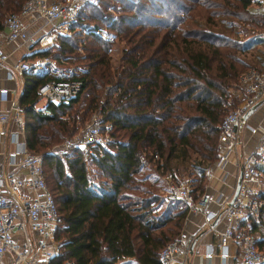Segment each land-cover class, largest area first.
Wrapping results in <instances>:
<instances>
[{
  "label": "trees",
  "instance_id": "16d2710c",
  "mask_svg": "<svg viewBox=\"0 0 264 264\" xmlns=\"http://www.w3.org/2000/svg\"><path fill=\"white\" fill-rule=\"evenodd\" d=\"M25 1L0 0V20L19 12ZM115 1L113 13L103 0L86 2L71 33L57 34L51 48L35 54L64 62L74 55L87 64L76 75L81 80L76 96L67 103H48L52 115L26 110L27 148L42 155L46 181L45 165L52 168L54 184L47 185L62 217L49 264L67 259L72 264H126L127 257L138 264H162L159 250L179 234L188 207L178 208L179 199L166 198L163 209L155 211L154 202L165 200L151 193L152 185L184 159L195 160L200 176L215 161L224 100L237 85L232 83L242 65L236 52L264 42L259 35L244 41L234 37L238 21L264 24V12L249 9L250 0ZM8 9L14 11L3 15ZM88 18L97 23L87 24ZM115 39L124 43L118 66L109 57ZM52 78L28 73L20 102L30 105L39 84ZM82 96L86 102L80 108L94 110L100 122H111L114 136L113 151L95 147L87 163L83 150L72 149L67 156L66 151H47L72 129L63 116ZM89 165L104 178L99 183L88 175ZM150 165L154 175L137 176ZM258 196L264 199V192Z\"/></svg>",
  "mask_w": 264,
  "mask_h": 264
},
{
  "label": "built area",
  "instance_id": "2783aa9c",
  "mask_svg": "<svg viewBox=\"0 0 264 264\" xmlns=\"http://www.w3.org/2000/svg\"><path fill=\"white\" fill-rule=\"evenodd\" d=\"M91 0H26L21 13L26 15H42L52 23L55 34H70L71 26L77 20L84 4ZM248 7L256 12H264V0H250ZM17 13H9L3 23L7 29L6 40L9 42L29 39L26 26ZM51 33L42 31L39 35L40 45H45ZM5 55L0 47V64ZM49 56L36 58L32 61L21 60L13 66L14 73L51 69L61 73V79L44 82L37 90L38 99L43 100L40 110L52 115L48 103H67L74 98L81 86V80L72 71ZM13 71H8L12 77ZM63 73V75H62ZM7 93V88H0V97ZM264 96V71L248 67L238 75V84L234 95L238 102L225 112L218 124V154L215 161L206 172V183L203 191L193 190L187 177H179L174 181L170 173L162 178L167 183L170 198L182 200L188 211L203 215V228L214 230L212 222L215 219L223 221V228L217 233L220 251L219 264H264V199L258 196L264 167V132L258 137L254 150L243 156H238L236 147L240 143V126L248 127L251 133H256L259 127L246 123L243 115ZM23 108L15 100L11 102L8 113L0 114V134L5 133L3 124L11 119L18 122ZM114 142L112 123L100 122L94 112L90 120L78 133L67 137L61 143V149H79L85 151V163L91 157L93 148L98 147L113 151ZM8 163L15 165L14 169H0V264H40L48 263L50 257L57 252L58 241L55 233L62 223L53 194L47 185L42 155L30 151L22 144L9 151ZM232 164L240 170V186L237 195L220 202L213 193L205 191L217 180L225 181L227 173L215 174V168ZM218 203V210H209L210 203ZM257 223L255 228L252 222ZM234 243L236 249L230 253L228 243ZM204 252L210 258L214 250L211 245ZM184 235L179 233L168 241L158 253L162 264L175 254L185 251ZM228 257L231 261L228 262ZM63 264H72L67 259ZM214 264V263H196Z\"/></svg>",
  "mask_w": 264,
  "mask_h": 264
},
{
  "label": "crops",
  "instance_id": "0c3cea01",
  "mask_svg": "<svg viewBox=\"0 0 264 264\" xmlns=\"http://www.w3.org/2000/svg\"><path fill=\"white\" fill-rule=\"evenodd\" d=\"M21 10L22 8L19 12L15 13L20 15L19 17H21V21L26 26L27 34L30 37L27 40L14 42L7 41V29L3 23L4 18L0 20V47L5 55V60L0 64V88H7V93L4 96L0 97V114L10 112L9 109L13 100L17 101L23 108L20 120L18 122H14L11 119H8L7 122L3 124L5 133L0 134V169L5 168L7 170L15 168V165L8 163V152L19 145H26L25 122L27 116V108L32 107L33 110H37L43 113L40 110V105L43 103V100L38 99V93L37 97L30 105H24L20 102L23 90L25 88V76L28 73H35L38 75L50 74L54 76V78L45 82L55 81V79L59 77L61 79V73H58L56 71L54 72L51 69L43 70L42 72L24 71L22 73H14L13 66L16 65V63H18L19 61H30L31 59L33 60V58L36 59L44 57L37 56L35 54L36 52L44 49V47L52 46L54 40H56L57 35L52 29V23L47 21L42 15H26L22 14ZM42 31L51 33L45 45H40L38 39ZM61 61L62 60H59V62ZM8 71H13L12 77L8 76ZM41 84H39V86ZM246 123H248V125L252 127L256 126L259 128L257 129L256 133H251L248 127H245L244 125H241L239 127L240 143L236 147V153L240 157L243 155H247L254 150L259 135L264 132V101L256 106L246 116ZM236 170L238 171L237 174H235ZM224 172L227 173L225 181L222 182L217 180V182L212 187L208 186L205 188L206 192L213 193L217 196L218 202L229 198L230 195L233 194L236 183L234 177L237 179L240 170L230 163L226 164L222 168H215L216 175H221ZM208 208L209 210L216 212L219 206L218 203L214 202L210 203ZM203 222V215L200 212L193 213L192 211L187 210L182 229L180 231V233L184 235L186 249L183 252L175 254L167 261L166 264H196L208 262L214 264L220 263L218 252L220 251L221 247L218 243L217 233L222 230L224 225L223 221H221V219H215L212 222L213 224H215L214 230L203 228ZM192 242H194V244L191 247ZM209 245H211L214 250V253L210 258L206 257L204 254L206 249L210 247ZM227 246L230 253L234 252V250L236 249L235 244L232 242L228 243ZM230 261L231 257H228V262Z\"/></svg>",
  "mask_w": 264,
  "mask_h": 264
},
{
  "label": "rangeland",
  "instance_id": "374dc122",
  "mask_svg": "<svg viewBox=\"0 0 264 264\" xmlns=\"http://www.w3.org/2000/svg\"><path fill=\"white\" fill-rule=\"evenodd\" d=\"M94 1H96V0H94ZM103 1H105L106 3H109V5L107 6V8H108L107 11H111V13H113V7L112 6L116 5V1L115 0H103ZM12 11H14V10L8 9L5 11V13L3 15H5L9 12H12ZM87 12L89 14L91 12V8L88 7ZM86 21H87L86 23L90 24V25L97 23L96 21L91 20L89 18ZM101 27H103V26H101ZM237 30H238V32L235 33L234 37H237L239 39V41H244V40L248 39V37L256 36V35L264 37V24H263V22L257 24L254 21H249V20L246 22H239L238 21ZM104 33H105V29L103 28L102 34H104ZM55 41L56 40H54V42ZM123 45H124L123 41H121L119 39H115V41L113 42L111 49H110V52H109L110 63L112 66H118L119 65ZM78 47H79L77 50L78 53H80V55L84 56V52L82 51L81 46L79 45ZM45 48H51V46L44 47V49ZM50 51H51V54L55 52L54 48L50 49ZM236 55L242 63V65L238 64V66L240 68L236 71V77H238V75L243 70L245 71L248 67H255V68L257 67V68L261 69L262 71H264V42L256 43V44H254V45L250 46L249 48H246L242 51H237ZM49 57L52 58L51 56H49ZM33 60H34V58H33ZM30 61H32V59ZM59 64L61 66L66 67L67 72L72 71V72H70V75H72V76L73 75H81V73H82L81 71H83V69L87 68V64L84 61V58H81V57L76 58L74 55L72 56L70 61L64 62V60H63ZM62 75H63V73H62ZM233 80L234 81L232 84H235L236 82H237L236 84H238L237 78H234ZM235 87H230L228 89L227 96L225 97L224 104H223V106L225 107L224 112L233 108L236 105V102H238V99L236 97L232 98V96L234 95ZM104 96H105V94L102 92L100 100H99L100 103L102 102ZM111 98H113V97H111ZM85 102H86V100L82 96L80 101L78 103H76L70 110H68L64 114L65 116H63V118L68 119V124L70 125L69 128H72V129L69 132H65L62 135V137H60V139L58 141H55L49 147V149L47 151L53 152L55 150H58V152L66 151L65 154L63 153V155L73 154V152H72L73 148L62 150L60 148V145L64 141L65 138L73 136L76 133H78L80 131V129L90 120L92 114L94 113V110H92L91 112L88 110L83 111V109L80 108V106L82 104H84ZM84 112H85V114H84ZM72 115L75 117L74 120H72V118H71ZM194 155L195 154L192 153L191 156L193 157ZM194 161H195L194 159H184L183 162L177 164L175 167H172V169H170V170L166 169V171L163 172L162 174L163 175L165 173L172 174L173 177L175 176L174 181H176L177 178H179V177L180 178L181 177H187L190 180L192 186L196 188V191H200L201 187L204 188V185L206 183V172L212 164L210 163L209 166L207 167L204 175L200 176L199 173L197 172L196 168H194L192 165V163H195ZM174 162H175V160L171 161L170 163H174ZM65 167L67 168L66 165H65ZM150 167H151V165L140 170V172L137 174V176L142 177L148 173H149V177L151 175H154L153 173H156V172L154 170H151ZM87 170H88L87 171L88 175L92 178V180L95 183H99L102 180L103 177L100 175V172L97 170H94L91 167V165H89ZM237 170L235 171V174L238 173ZM45 171L47 174L48 185L50 187H52V185L54 184V177L52 174V168L45 165ZM192 177L195 178L194 181L192 180ZM234 180L236 181L235 177H234ZM148 182L149 181L147 179L145 181H142V184L146 185V183H148ZM259 188H260L259 191L264 192V181L263 180H261ZM151 191H152L151 193H155V194L157 193L159 198H162L165 200V202L162 201V203H160V204L154 202V205H157V208L155 211H157V212L161 211L163 209L164 205L166 204V201H167L166 198H170V194H169L168 188H167V183L162 178V175L160 177L159 182L158 183L156 182L152 185ZM134 194H137L139 196L146 195V193H143L141 191L134 192ZM180 201L181 202H179L177 204L178 208H182L183 205H185V203L182 200H180ZM172 221H173V219H172ZM172 221L168 223V226H172ZM181 229H182V227H181ZM181 229H180V231H181ZM263 249H264V247H263ZM126 259L128 260L126 264H138L135 262V260L133 258H126ZM40 264H49V262L48 263L40 262Z\"/></svg>",
  "mask_w": 264,
  "mask_h": 264
},
{
  "label": "water",
  "instance_id": "95a60500",
  "mask_svg": "<svg viewBox=\"0 0 264 264\" xmlns=\"http://www.w3.org/2000/svg\"><path fill=\"white\" fill-rule=\"evenodd\" d=\"M264 101V96L262 98H260L256 103H254L249 109L248 111L245 112V114L243 115V118H246V116L256 107L258 106L260 103H262ZM240 186V172L239 175L236 179V183H235V187H234V191L231 197V200L234 199L237 195L238 189ZM194 242L191 243V247L193 246Z\"/></svg>",
  "mask_w": 264,
  "mask_h": 264
}]
</instances>
